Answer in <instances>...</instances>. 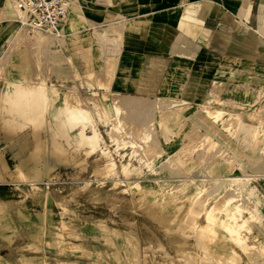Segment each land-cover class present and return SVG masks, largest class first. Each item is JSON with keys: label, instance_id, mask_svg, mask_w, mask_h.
<instances>
[{"label": "rangeland", "instance_id": "obj_1", "mask_svg": "<svg viewBox=\"0 0 264 264\" xmlns=\"http://www.w3.org/2000/svg\"><path fill=\"white\" fill-rule=\"evenodd\" d=\"M8 11L0 264H264L262 40L241 28L167 67L118 32L84 21L67 32V20L60 33L32 29L12 0ZM139 79L165 84L123 85ZM45 117L52 148L86 144L31 184L34 151L16 166L10 145L27 151Z\"/></svg>", "mask_w": 264, "mask_h": 264}, {"label": "crops", "instance_id": "obj_2", "mask_svg": "<svg viewBox=\"0 0 264 264\" xmlns=\"http://www.w3.org/2000/svg\"><path fill=\"white\" fill-rule=\"evenodd\" d=\"M262 3L264 0H73L65 27L67 32L80 31L77 25L84 21L109 33L118 32L135 47V56L168 67L176 57L191 61L206 46H223V40L234 37L241 28L264 42ZM8 5L9 0H0L1 28L13 23L10 16H3ZM164 84L163 79L151 84L139 79L123 85L158 92Z\"/></svg>", "mask_w": 264, "mask_h": 264}, {"label": "bare ground", "instance_id": "obj_3", "mask_svg": "<svg viewBox=\"0 0 264 264\" xmlns=\"http://www.w3.org/2000/svg\"><path fill=\"white\" fill-rule=\"evenodd\" d=\"M19 12H21V11H19ZM97 35H98L99 41L101 40L100 42H103L102 47H103V49H105V41L107 40L106 37L100 33ZM138 106H139V104H138ZM140 110H141V108H140ZM16 127H17V125H16ZM20 128H22V127H19V129ZM10 135L11 134L8 131H4V139L7 140L10 137ZM36 135L38 136V138L36 140H34V144L27 151L25 150L26 147L23 148L17 144H11L10 145V148L13 151V156L18 159L16 166L25 159L26 155L29 152L34 151V153L32 154V156L29 159L26 158V159H28L27 160L28 164H27L26 169H25V172H26L25 178L27 180H29L31 182V184L32 183L34 184L37 181H43V180L48 181V180H50L53 176V171H55L56 165H58L60 163L66 164V163L71 162L70 155L72 158H75L76 152H78V149L80 147H83L86 144V143L80 144L79 143L80 138L79 139L77 138L76 142H75L74 151L66 150L63 147L52 148V137L50 135V129H49V125H48V121H47L46 117H45L44 121H42L40 124H38L36 126ZM82 138H85V137H82ZM85 139H87V138H85ZM2 141H4V140H2ZM8 141H11V140H8ZM69 164H71V163H69ZM9 169H10L9 163L6 160L4 153L0 150V181L8 180L6 173L8 172ZM13 172H14L13 178L18 179L17 173L14 171V169H13Z\"/></svg>", "mask_w": 264, "mask_h": 264}, {"label": "built area", "instance_id": "obj_4", "mask_svg": "<svg viewBox=\"0 0 264 264\" xmlns=\"http://www.w3.org/2000/svg\"><path fill=\"white\" fill-rule=\"evenodd\" d=\"M20 8L21 22L32 29L60 33L73 0H12Z\"/></svg>", "mask_w": 264, "mask_h": 264}]
</instances>
